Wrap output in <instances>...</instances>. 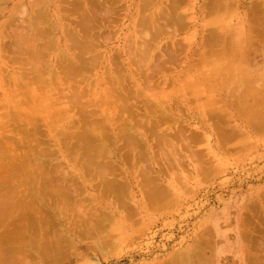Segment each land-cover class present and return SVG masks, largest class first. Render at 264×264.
<instances>
[{"label": "rangeland", "instance_id": "obj_1", "mask_svg": "<svg viewBox=\"0 0 264 264\" xmlns=\"http://www.w3.org/2000/svg\"><path fill=\"white\" fill-rule=\"evenodd\" d=\"M204 1L207 0H181V3L180 0L177 1L176 4H178L179 7L177 6V10L174 12V17L180 18L182 20V23L180 24L178 21H175L174 24L172 22V25H175L174 27H172L175 28L174 32L173 29L172 31H170L169 29V31H165V28L170 27L169 24L166 25L168 27H165V25H163L164 27H162V30L160 31H157L158 27H156L157 29L155 28V25H158L160 29V26L164 24L165 19H168L162 14V7L166 8L165 10L168 11L166 6L168 5L167 0H156L155 2L154 0H108V2H99L98 0L97 5L98 3L99 5H96L97 8L93 12H91L93 15H95V17L97 16V19L93 24L94 29L93 31L91 30V32L94 33V40L96 45L95 48L97 47V49L95 50L96 57H94L95 68L92 69L95 71H91L94 72L91 74L90 72L88 73V71L86 72V69L83 70L84 72L91 74L90 79L93 81V83H89L88 88L85 90L87 94L85 95V97L88 100H84L86 102V106L90 105V109L92 111L91 114H94L96 117H98V122L102 123L105 117V112H107L108 109L109 111H111L110 109L114 107V103H116V101L122 102L118 100L120 96H116L115 94L114 98H116V100H114L113 98L112 101H108L104 105V107H106L107 109L105 110V112L102 111L103 108L101 107L102 103H104V101L102 100L111 98L109 93L106 96L104 91L105 89H107L106 91H108L109 87L107 82L111 83V81H107L106 83L101 81L104 80L109 74L105 81L117 76L119 79L118 84L132 93L133 96L135 95L137 97V100H129L130 105L136 108L137 112L135 113L141 116V114L147 113V111L149 112V110H157L159 112H162L163 114H166V118L162 121L160 127H158L161 128L159 129L161 131H163L164 129L165 131L170 132L167 137H163L164 140H162V142L158 141L157 137H147L151 145H148V141L141 142L138 147L134 148V155L130 154L127 148H119L122 150H128V154L135 157L123 158L118 155L119 157L117 158L116 151L114 149L115 147L113 148V146L116 144H110L112 146L111 150L115 154H110V159L111 161L113 160L112 163L114 164L111 165L112 168L114 166L113 170L115 174L118 172L116 175L117 181H128H126V183L123 182L125 183L122 186L124 188L119 191L118 189L115 190V193L118 191L117 198L121 196L122 199L115 202L116 205L118 204L116 207L120 209L112 207L109 201L112 198H108L110 196L106 198L102 197L97 200L95 197L100 196L101 193L98 194L99 191L93 187L95 186V181L93 182V179L88 180L87 175H83L82 170L79 166H73L71 163L66 164V157H60V154H67L66 156H68L69 158L71 157V159L74 156H79L78 152L76 153L75 149H73L74 152L72 151V154L68 153L67 150H65L70 147L71 143L72 145H77L78 142L76 143V141L72 139L70 141L71 143L67 142L65 144L66 147L68 146L67 148H63V144L61 145V143H63L62 141L56 144L55 141H52L53 139L47 134V131H49L50 122H47L44 126H42L43 121L45 120L44 117L38 120V124L41 125V127L39 128V133L34 134L35 136L37 135V143H34L36 142L35 140L33 141V143L31 142L33 138L35 139V136L33 134L29 135L30 137L27 138H19L20 140L26 142L30 146V148L33 147V150L38 144V146L42 149L46 148L43 145L48 144V147L46 149L53 150V153H56H54L52 156H49L51 158L48 157L46 163L50 165V163L48 162L51 161L53 163V166L58 163H60L61 166L53 167L52 165H50L52 166V169H43L41 171L43 172L41 173L43 175L40 176L42 178H48L47 176L45 177V175H47L46 173L49 174L51 172L53 174L52 175L50 173L52 176H55V173H58L61 175V177H58L56 179L48 178L49 181L51 180V182L44 183L43 188L45 189V191H53L57 188H62L64 191L66 190L67 192L71 193L75 197V199L79 200V207H94L93 210H97V216L101 220L102 227L105 228L107 232L111 228V230H113V234H117L120 237V239H118L117 236L116 240L113 241V243H109L111 246H108V244L107 246H105V244H96L94 240H91L92 242H88L89 239L87 237H80L79 234H76L77 230H73V232H71V229L67 231L65 230L63 232V234L67 236L65 240L69 239V237L71 239L69 241V244L68 240L65 242L68 244H66L67 246H65L62 242V250L61 252L58 251L60 253L54 254L57 252L55 250L56 252L53 251L52 256L50 254L46 255H50L53 258H58L57 256L59 254H62L61 257H59L61 261L55 259L56 263L53 262L54 264H180L176 259V254L183 249H187V251L193 250L192 246L194 242H200V247H202L199 250L201 251L202 249V252H198L201 256L200 261L204 258L202 256H205V258L206 256L209 257V261L206 262L205 260H203V263L205 261L207 264H248L249 262L252 264H256L257 262H259L257 264H264V261L263 263L260 261L263 260L262 258H264V248L262 249V245L264 243H262L261 245L259 242L255 241L256 239L260 242L261 239L264 241L263 124H261V130L258 129V132L257 130L255 132L254 129L257 128V126H254L259 125L260 123L259 116L262 117L260 113L264 114V111L257 112L259 110H262L259 107H263L264 104L262 105L261 102L256 100H261L260 98H262L264 95V33L260 32L261 30H263L262 27L264 26V20L262 26L259 25L256 27L255 24L252 23L255 22L254 19L256 18L252 15L254 10L252 11L249 9V7L251 6V8H253L254 6H260L258 5V3L261 4V2H263L264 0H229L231 6H229L228 8L230 9L225 8L226 10H222L220 8L219 10V8H216V11L212 9L214 12H216V15L218 12L220 13L217 16L214 15L213 11V15L211 16V9H203L204 4H202V2L204 3ZM233 1L235 2V4H231L233 3ZM64 2L66 3V1ZM58 4L59 0H0V29L4 24L7 25L9 19H11L12 22L8 24H11L9 27L8 25L6 27L7 35H4V31H0V45L1 43L5 42L3 44L4 46L9 45V50H17L18 41H16L14 37H12V35L18 32L21 33L20 35L29 34L28 24L31 20L32 7L39 8L40 10H43L44 13H46L45 18H43V23L48 29V36L46 37L48 39L46 44L48 45L47 50H49V52L45 54L44 59H46L47 61L49 60L46 64H49L47 68L51 69V65H56V57H58L60 53L59 49L63 48L66 43L69 44V40L66 39L67 37L64 34L65 31L67 30V28L72 29V27L75 26V23L74 26L71 24H73L72 22L76 21L78 16L77 12L74 11V13L72 14L69 11H66V13L61 11H65L66 9H64V7L63 9H60L59 5H63L65 6V8H67L68 2L67 4ZM145 4H147V6ZM101 6H104L105 8ZM261 6H263V3ZM109 7H112L111 9L114 10H107V8ZM144 8L145 12H143ZM262 8H264V6L261 7V9ZM206 10L208 14L205 13ZM59 13L62 14L61 16L64 15L66 18H61V16L60 18L56 17V15H59ZM100 15L103 16L101 17ZM208 15L212 17V21L208 19ZM99 17L102 20L101 22L98 21ZM103 17H107L109 19L107 21H104L105 19L103 20ZM207 19L210 21H208ZM98 23L101 24L99 25ZM96 24L99 25L98 27L100 29ZM214 35L218 38V40H221V44L218 43L219 41L210 43L215 40L213 39ZM253 38L256 40H253ZM207 39L210 40L208 42L209 44L205 43V40ZM216 49L217 51L224 50L225 54L220 55L222 54L220 51V54L216 55L214 52V50L216 51ZM10 53V51L7 54L3 53V46H0V66H2L3 75L4 77H6V79H4V83H1L0 85L1 98L5 97V93H8V89L13 86V82L11 83V81L8 79V76L11 73L13 74V76H16L18 74L20 75L21 70L30 68L29 64L28 66L26 63L25 65H23V62L32 63L38 60L37 57L34 58L31 55H26L24 58H22V65L19 64L20 59L14 60L16 62L15 64L10 60V56L12 55V53ZM46 60L44 61L47 62ZM142 61L144 62V64L148 62V64H150L149 67H151V70H148V73L151 74V85H154L148 88L149 90H147V87L143 85L144 75L147 72L142 73V71L145 70L142 69L143 66L144 68H146V65H143ZM39 62H42V57L39 59ZM4 63L5 66H3ZM106 64L108 65V69L106 67ZM24 66L27 67L23 68ZM58 67L57 65L55 66L56 71H58ZM18 68L20 71L18 70ZM28 69L25 71L29 72ZM141 69L142 71L137 72V70L139 71ZM59 71V74L62 77L64 70L62 71V69L59 67ZM193 71H196L198 73V75L196 76L200 77V83L204 81L210 84V82L212 81L211 76H213L214 81L212 82L217 81L218 83H216V86L213 84V86L210 85L211 87H218L217 84H219V86H224L223 90L221 89L223 93H221L219 87V89L216 88L218 91L214 89L215 91H217V94H219L220 92L218 96L213 91V88H211L214 92V98L218 97L219 99H217L220 100L218 101L219 104L217 105V107L215 106L216 108L213 107V104H215L217 100L215 99L214 102V98L212 97L213 94L211 93L212 95L208 96L210 89L206 90L210 86H205V89L203 88L206 83L202 82V85L199 84L198 81L197 84L196 81L195 83L193 82V84L195 85L192 84L191 88L199 85L197 88L201 87L202 89H199L203 90V92H201L200 90L196 89L200 94L196 95L193 98L184 93V87L180 84L181 82H184V80H187L189 76H191L189 78L191 79L190 83H192V81H194L192 77ZM47 73L48 70L45 69V72L43 71V74L48 76ZM207 76H210L211 78H208ZM233 83H235V85H233ZM228 84H230V87L228 86ZM238 84H241L240 87L238 86ZM243 89H245L246 91ZM258 90L261 91L258 93L256 92ZM179 92L182 93L183 97H180L178 95ZM242 92H244L245 94H241ZM205 94L212 100H209V98L207 99V96H205ZM238 95L240 96V98ZM204 96L206 97V100L204 99ZM233 96L237 98H233ZM189 98H192V100H189ZM196 98L201 99L203 103V109L205 103L208 104V100L210 102L213 101L212 107L214 109L208 107L207 105L206 110L208 111H204L203 113V109L198 106L199 104L195 100ZM222 101H225V103ZM244 102L245 105L243 104ZM262 102L264 103V101ZM257 103H260L259 105L261 106L258 107ZM46 105H48L47 102ZM121 105H128V102L125 101L124 103H121ZM235 106L238 107L236 108V111ZM218 107H221L222 110L226 111V115L221 111V108L219 109ZM245 107L247 108V111H244ZM250 107L251 109L249 115L248 108ZM257 107L259 110L257 109ZM54 108V105L50 106L51 110L47 107L49 112L53 111ZM58 109L56 110L57 112ZM213 111L222 114V117L226 116L219 124L225 122L222 124V129H224L225 131L232 130L228 132V134L234 132L232 127H235V129L239 131L240 137H237L238 146L236 145L237 143H235L236 147L232 146L233 143L229 146L230 142L233 140L226 142L225 146L222 143L221 145L219 144L218 140H220L221 142L222 140L221 138L217 139L218 132H216V130H221V126L219 128L214 126L215 124L212 126V122L214 121H208L209 116H211L212 114L213 116L215 115ZM111 112H113V109ZM256 113H259L256 115L259 119L258 124L256 123L253 126L254 128H251V126L245 123V120H248L246 118H250L251 114L254 115ZM123 116L124 114L116 115L112 120L110 119V121L114 122V125L115 123L121 124ZM46 120L50 121V119ZM260 121L263 122L264 119L262 120L261 118ZM64 123L65 121L62 122V125H64ZM20 124L22 126V123ZM74 125L77 124L75 123ZM74 125L72 127H74ZM61 126H59L58 128L60 129ZM239 128L241 130H239ZM66 129H68L70 134H72L71 132L74 133L75 131V129H70V127H67L63 129L65 130L64 134H69ZM173 131L174 133L171 134V132ZM178 131L181 132L177 134ZM242 131L246 136H243L241 134ZM235 132L237 133V131ZM12 133L5 132V135L11 137V142H9V138L8 140H5L3 138V140H0V147L4 146L7 150L8 148H10L12 149L11 153H20L19 156L23 151H25L24 153L26 154L28 153V150H32L30 148L28 149V147L26 146H22L24 142L22 143L18 140V137L21 136L20 134L19 136L16 133ZM148 134L152 135L150 132ZM228 134H226V136ZM15 135H17V140H15L19 142L18 144H22L21 146H19L17 142L16 146L12 144V141H14L13 138H15L12 136ZM235 136L236 135H234V137ZM237 136H239V134ZM227 138L228 137H226L225 140H227ZM229 139L231 138H228V140ZM239 139L241 140L240 143ZM38 140L43 145H40ZM225 140H223L224 143ZM74 141L75 143H73ZM34 144L36 145L34 146ZM117 144L122 146L121 141ZM72 148L74 147L72 146ZM59 150L63 152L60 153ZM122 150L121 152H123ZM3 153L4 152L0 151V159H6V153ZM24 153H22V155H24ZM14 157H16V155ZM136 157L138 159H141L138 160ZM10 159L12 158L10 157ZM1 161L2 160H0V163L5 162ZM12 161L13 160H8V163ZM36 162H38V160H36ZM9 167H6L7 169L5 167L1 169H3V172H9V170L12 171V169H9ZM115 167L117 169H115ZM113 170H111L110 172H112ZM17 171L18 176L11 179L10 177L9 179H5V176L3 178L1 176L0 183L3 180H6L4 181V183L2 182L3 186H0V188H2L0 190L3 195L6 190L12 192V189L19 190L21 186L22 188L25 186L24 189H26V191L28 192V189L31 190L30 185L26 184L27 181L25 180L26 182H24L22 180L25 178L27 179L26 173V176L20 177L19 175H23L24 173H19L20 170ZM122 171L124 172V174H122ZM147 171L149 172V177H151V175L155 177V179H152L154 183L153 186L160 187V189L157 188V190L160 195L163 194L160 197L159 203L155 208H151V204H153L151 197H149L148 195L147 197L142 196L143 192H140L139 187L142 185L136 186L133 182L136 181V176H140V178H142V172L145 173ZM110 172L106 174L110 175ZM139 172L141 174H139ZM63 173L65 174L64 178ZM154 173L156 176L154 175ZM7 182H9L10 185L7 184ZM39 182H42V180H39ZM18 183H20V185ZM7 185H9V190L7 189L8 187H6ZM149 185H147L146 187H149ZM24 189H20L19 191H24ZM27 195L29 196V193L27 194V192L26 195H23L24 202H27V200L29 199L26 197ZM26 198L27 200H25ZM23 200H21V202L17 201L18 203L20 202V205L18 207L15 206V208L17 207V211L14 208V210L16 211L14 213L16 221L13 220V218H9L7 219L8 222H0V235L1 231L4 230V228H7V226L9 227L10 225L13 227V229L12 227H10V229L7 228L8 232H5V234L8 235L10 230L12 233L14 229L15 232L17 231L15 235L20 234L18 233V230H22V228L19 224L21 220H24V218L27 219L24 220L25 222L23 226H27L28 228L29 222L27 223L26 220H31V218H29L30 216L25 217L24 215L23 219L19 218L21 215L18 216L20 211V214L24 212L22 210L24 205V203L22 202ZM256 201L257 204L255 203ZM254 203L256 205H254L255 207L253 206ZM36 205H38V207L40 206L39 204ZM48 205H41L42 207L40 206V208H42L46 212V214H48V210L45 209L49 208ZM249 205L250 207L253 206L255 211L252 209V207L250 209L253 211L248 209ZM34 206L35 205H33V207ZM257 207L259 209H257ZM25 209L26 208H24V210ZM249 210L251 212H249ZM246 213L249 217L246 215ZM243 214L246 215L248 219L251 218V222L249 221V225L251 226H249L248 223L244 226V223H246L245 220L247 218ZM0 221H2V219ZM13 221L15 222L13 223ZM60 221L57 222V224L56 222H54L53 230H59L63 226V221H65V219H63V221ZM18 222L19 224H17ZM252 222L254 223L256 227L254 228L257 229V231L252 228ZM21 223L23 224V222ZM241 224H243L245 230L243 229ZM247 225L249 228L246 227ZM15 226L18 227V229ZM250 227L253 230L250 229ZM31 228L29 226V228L27 229V233L29 231V233L34 234V229L32 230ZM246 230L250 232V236L253 237V235H255L253 238H250L251 240L253 239L252 241L256 242H254V246L252 244L253 242L251 243L252 246L248 245L250 244V242L247 241L248 238L244 237L245 235L247 237L248 232L246 233ZM205 231L207 233H204ZM24 232L22 231L23 234H21V238L25 236ZM5 234L4 236H6ZM256 236L257 238H255ZM244 239H246V242L248 243H246ZM257 243L261 245V248H258L259 251L256 248L260 247L258 245L256 246ZM65 247L66 249L64 250L63 248ZM250 247H255L256 250H252L253 248L250 249ZM27 249L18 250V253L16 252V250L12 251V254H14L12 257L13 259L9 260L10 262L3 257L8 255L10 253V250H8V253L6 252V255L3 252L5 250H1L2 254L4 255L1 258L0 254V264H12L13 262H15L16 264H47V262L53 264L50 260H53V258H50L49 256V261H46L47 257L44 255V257L41 256V250L35 251L29 247ZM249 249L252 251H250ZM203 250H206V255L205 253H203ZM195 251L197 253L198 250ZM15 252L17 254H15ZM62 252L67 255H63ZM50 253H52V251ZM197 255L196 257H198ZM247 255L249 256V258H246ZM258 256H260V259L258 258ZM198 259H191V264H201L202 261L197 262ZM44 260L46 261L45 263ZM253 261L256 263H254Z\"/></svg>", "mask_w": 264, "mask_h": 264}, {"label": "bare ground", "instance_id": "obj_2", "mask_svg": "<svg viewBox=\"0 0 264 264\" xmlns=\"http://www.w3.org/2000/svg\"><path fill=\"white\" fill-rule=\"evenodd\" d=\"M60 1L61 0H59V4H61V3L67 4V2H68L67 8H65V6H63V5L61 6L58 4L60 6V9L61 8L63 9V7H64V9H66L65 11L61 10L62 12L66 13V11H69L71 14L74 12H77V15H78L77 19L75 18L76 21L72 22L73 24L70 23L73 26L75 23V26L72 27V29L67 28V30L64 33L67 37L66 39L69 40V41L67 40L69 42V44L66 43V45L63 48H60L59 49L60 53H59L58 57H56L57 67L59 66L62 69V71L64 70L63 74L61 72L62 77L59 74L60 73L59 67H58V71H56V69H55V66H56L55 64L51 65V67H52L51 69L47 68V66H49V64H46V63H48L49 60L47 61L46 59H44L45 54L48 53L49 50H47L48 45L46 44L47 39H48V38H46L48 36V32H47L48 29H47L46 25L43 23L44 22L43 18H45L46 13H44L43 10H40L39 8L32 7L31 20L29 21V24H28L29 34L20 35L21 33L18 32L16 34L12 35V37H14V39L16 41H18V43H17L18 49L17 50H13V51L9 50V45L4 46L3 43H5V42L1 43V45H0L1 47L3 46V53L7 54V53H9V51L12 53V55L10 56L11 62L13 61V63L16 64V62L14 60L20 59V63H19L20 65H22L23 63H24L23 65H25V63L27 64V66H28V64L30 65L29 69L26 68L27 66H24L23 68H26V69L22 68L23 70H21L20 75L18 74L16 76L15 75L13 76V74L11 73L8 76V79L11 81V83L13 82V86L10 89H8V93L7 92L5 93V97H3L4 99L0 97V140H3V138L5 140L6 139L8 140V138H9V142H11V140H10L11 137H9L8 135H5V132L6 133L7 132L12 133L13 132L12 134L16 133L18 135L19 134L21 135V136L19 135L20 137H18V140H19V142L21 141L23 143L24 141L20 140L21 137L27 138V137H30L29 135H32V134L34 135L36 133L37 134L39 133V130H40L39 128L41 127V125L38 124V120L40 118L44 117L45 120L43 121L42 126H44L47 122H50L49 131H47V134L53 139V140L51 139L52 141H55L56 144H58V143H60V141H62L63 143H61V145L63 144L62 146H63V148H65L66 147L65 144L67 142H70L72 139H74L76 141V143L78 142L77 145L74 144L75 146L72 145V143L70 142L71 143L70 147L68 149H65V150H67L68 153L72 154L73 149H75L76 153L78 152L79 156H74L72 158L73 160L71 159V157L69 158L68 156H66L67 154H60V157H66L65 158L66 164L71 163L73 166L74 165L79 166L80 169L82 170L83 175L84 174L87 175L88 180L93 179V182L95 181V183H94L95 186H93V185L92 186L99 191L98 194L101 193L100 196L95 197L97 200H99L102 197L106 198V197L110 196L108 198H112L111 199L112 201L109 200L112 207H116L118 204L116 205L115 202L118 200H122L121 196L119 198H117V192L119 190H121L122 188H124L122 186H123V184L126 183L127 180L126 181H117L116 175L118 172L116 171L117 173L115 174V172L113 170L114 166L112 168V165L114 163H112L113 160L111 161V159H110L111 158L110 154L113 153V151L111 150L112 149L111 145L116 144L113 146V148L115 147L114 149L116 151L117 158L119 156L126 158V157H135V156L129 155L128 150H129L130 154L134 155V153H135L134 148L138 147V145L141 142L148 141L149 140L148 138L157 137L158 141L162 142V140H164L163 137H167L170 134V132L165 131L164 129H163V131L159 130V129H161V128H159L160 124H162V121L166 118V114H163L162 112H159L157 110H153V111L149 110V112L147 111V113L141 114V116H139L137 113H135V112H137L136 108L131 106L129 103V100H131V99L137 100V97L135 95L133 96L132 93H130L123 86L118 84L119 79L117 76L112 77L111 79L105 81V79H107V77L109 76V74H108V76L107 77L105 76L106 78L104 77L105 79L102 80L101 82L106 83L107 81H111L112 84L110 82H109L110 84L107 82L108 87H109L108 88L109 92L106 91L107 89H105L107 87L104 88L106 96L109 93L111 98H107V99L102 100V101H104V103H102V107H101V108H103L102 111L105 112V110L107 108L104 107V105L108 101H112L115 94H116V96H118V95L120 96V98L118 100H120L122 102L116 101V103H114V107L112 108L113 112H111L112 109H110L111 111H109V109H108L107 112H105V117L103 119V122L102 123L98 122L99 121L98 117H96L94 114H91V112H92L90 109L91 107H90V105L86 106V102L84 100L87 99L85 97V95H87L85 90L88 88L89 83H91V82L93 83V81L90 79V77H91V74L94 73L91 71H95L92 69L95 68L94 57H96L95 50L97 49V47L95 48L96 45H95V40H94V33L91 32V30L93 31V29H94L93 24L95 23L97 16L95 17V15H93L91 12H93L97 8L99 3L97 5L98 0L97 1H95V0H62L63 2L61 1V3H60ZM64 1H66V3ZM105 1L108 2V0H105ZM105 1L99 0V2H105ZM143 1H145V0H143ZM155 1L156 0H154V2ZM167 1H168V5H166V6H167L168 11L165 10L166 8L162 7L163 8L162 9L163 16H166L168 18V19H165L167 24L164 21V24H162V26H160V29H159L158 25L157 26L155 25V28L158 27V29L157 28L156 29H157V31H160V30H162L161 28L164 27L163 25H165V27H168L166 25L169 24L171 28L170 27L165 28V31L166 30L172 31V29H173V32H174L175 28H172V27H174L175 25H172V22L174 23L175 21L176 22L178 21L180 24L182 23V20L180 18L174 17V12L177 10L176 9L177 6L179 7V5L176 4L178 0H167ZM182 1H185V0H182ZM255 2H258V1H255ZM180 3H181V0H180ZM262 3L264 6V1L261 2V4L258 3V5H260V6H254L253 8H251L252 6L251 7L248 6L250 10H252V11L254 10L252 15L256 18L254 19L255 22H252V23H254L256 27L259 25L262 26V24H263L264 8L261 9V7H263V6H261ZM30 4H31V2H30ZM202 4H204L203 5L204 7L202 6L203 9H207V10L211 9L210 10L211 16L213 15V12H214L212 9L215 10L216 8L217 9L219 8V10H220V8H221L222 10L223 9L226 10L229 6H231L229 3V0L228 1L227 0H207V1H204V3L202 2ZM231 4H235V2L233 1V3H231ZM35 5H36V3H35ZM145 5L147 6V4H145ZM148 5H149V3H148ZM101 7H104V6H101ZM111 8L109 7V8H107V10H109ZM60 9H59V11H60ZM98 9H100V8H98ZM228 9H230V8H228ZM111 10H114V9H111ZM207 10H206V12L205 11H203V12L208 14ZM250 10H248V11H250ZM201 11H202V8H201ZM252 11H250V12H252ZM62 12H60V13H62ZM143 12H145V8L143 9ZM60 13H59V15L57 14L56 17L60 18V16L62 15ZM108 13H109V11H108ZM219 14L220 13L218 12L217 15H219ZM68 15H70V14H68ZM214 15L217 16L216 12H214ZM62 17H65V16L63 15V16H61V18ZM208 17H209L208 19H210L211 21L213 20V19H211L212 17H210L209 15H208ZM106 18L103 17L102 19L103 20L105 19L104 21H107L109 18H107V19ZM210 20H208V21H210ZM98 21L99 22L102 21L100 19V17H99ZM10 22H11V19H9L7 25ZM168 22H170V23H168ZM41 24H43V25H41ZM98 24L100 25L101 23H98ZM98 24H96L97 27L99 26ZM7 25L4 24L3 27L0 29V31H2V32L4 31V35H7L6 34L7 33V31H6ZM10 25H8V27ZM100 27H102V26H100ZM263 27H262L263 30L260 31L261 33H264ZM65 29H66V25H65ZM207 37H209V36H207ZM213 39H215V40H213L210 43H215V41L216 42L219 41L218 43L221 44V40H218V38L215 35L213 36ZM253 40H256V39L253 38ZM209 41L210 40L207 39V40H205V43H208ZM220 51L222 54H220ZM220 51H217V49H216V51L214 50L216 55L217 54H220V55L225 54L224 50H220ZM86 54H88V55H86ZM26 55H31L34 58L37 57L38 60L36 62H32V63L23 62L22 58H24ZM41 57H42V62H39V59ZM26 60H27V57H26ZM44 60H46L47 62H45ZM21 62H23V63L21 64ZM146 63L144 64V62H143V65H146V68H144V66H143V68L141 67L142 69H145V70L142 71V69H141L139 71L137 70V72L142 71V73H146V72L148 73L149 72L148 70H151V67H149L150 64H148V62H146ZM159 64H161V63H159ZM3 66H5V63L3 64ZM107 66L108 65L106 64V67ZM19 68H18V70H19ZM27 69L29 70V72L25 71ZM45 69L48 70V73H47L48 76L43 74V71L45 72ZM84 69H86V72L88 71V73L90 72L91 74L84 72L83 71ZM107 69H108V67H107ZM107 71H109V70H107ZM111 71H112V69H111ZM211 71H214V70H211ZM16 73H17V71H16ZM147 73L144 75L143 85L145 87H147L146 88L147 90H149L148 88L152 87L154 84L151 85L152 84V81H151L152 79H150L151 74H149V73L147 74ZM201 73H203V72H201ZM196 75H198V73L196 71H193L192 77H193L194 81H192V83H190L191 79L189 78L191 76L187 75V76H189L188 77L189 79L186 77L188 81L184 80V82H181V84H180L181 86L184 87V91H185L184 93L186 95H188L189 97H192V98L195 97L196 95L200 94L199 91H197L196 89H198V90L202 89L201 87H199L200 89L197 88L199 85H197L196 87L194 86V88L193 87L191 88L193 82L195 83V81H196V84H197V81H198L199 84H202V85H203V83H206L204 81H202L203 83L202 82L200 83V81H201L200 77L196 76ZM211 77L209 76L208 78H211L212 81H214L213 76H211ZM4 79H6V77H4L3 72H2V66H0V85H1V83H4ZM212 81L210 82V84L206 83V85H204L203 88L205 89L206 87H208L212 84L216 86V83H218V82L216 80H215L216 82H212ZM193 85H195V84H193ZM229 85L230 84H228V86ZM233 85H235V83H233ZM240 85L238 84L239 87H240ZM217 86L220 88L221 93H223L222 90H223L224 86L223 85H222L223 87L219 86V84H217ZM103 87H104V85H103ZM218 87H215V88L211 87V86L208 87L206 89V90L210 89L208 96L213 94L212 97L214 98V92H215V94H217L216 92L218 91L217 89H219ZM225 87H227V86H225ZM211 88H213L214 92L212 91ZM214 89H216L217 91H215ZM228 90H230V89H228ZM243 90H245V89H243ZM200 91L203 92V90H200ZM234 91H235V89H234ZM236 91H238V90H236ZM260 91L258 90L256 92L259 93ZM231 92H232V90H231ZM105 94H103V95H105ZM206 94H208V93H206ZM206 94H205V96H207ZM219 94H220V92H219ZM219 94H217V96ZM226 94H227V92H226ZM241 94H245V93L242 92ZM178 95L180 97L181 96L183 97L181 92H179ZM208 96H207V99L209 98ZM227 96H228V94H227ZM231 97H232V95H231ZM247 97H249V96H247ZM263 97H264V95H263ZM263 97L262 98L259 97V98L262 101H264ZM192 98H189V100H192ZM217 98L218 97L213 99L214 102H215V99L217 100L216 103L213 104L214 106L212 105L213 101H211V102L209 101L212 99L209 98L208 104L205 103L206 106L204 105V109H203V103H202L201 99L196 98L195 100L199 104L198 106L201 109H203V113H204V111H206V112L208 111V110H206L207 105L210 108H213V107L216 108L217 107V105L219 104L218 101H220V100H218L219 98L218 99ZM233 98H237V97L233 96ZM239 98H240V96H239ZM256 98H258V97H256ZM204 99L206 100V97ZM114 100H116V98H114ZM244 100H246V99H244ZM256 100L261 102L262 105L264 104L261 100H259V99H256ZM125 101L128 102V105H121V103H124ZM46 102L48 105H46ZM222 102L225 103V101H222ZM44 103L46 106L44 105ZM210 103H211V106H210ZM243 104L245 105V102ZM259 104L257 103L258 107L261 106ZM53 105L55 106L54 110L49 112L48 109H50V106H53ZM229 106H230V104H229ZM236 106H237V103H236ZM236 106H235V111H236V108L239 107V105H238V107H236ZM240 106H242V105H240ZM47 107H48V109H47ZM246 107H245L244 111H247ZM258 107H257V109H258ZM58 108L61 110H59ZM241 108H244V107H241ZM259 108H261L262 110L260 111L258 109L259 111L256 110L257 112L264 111L263 110L264 106L263 107L261 106ZM57 109H58V112L56 111ZM248 109H249L248 113L250 115L251 107ZM108 111H109V113H108ZM221 111L224 114L227 113L226 111L222 110V108H221ZM242 111H243V109H242ZM110 112H111V114H110ZM230 112H232V111H230ZM106 113H108V114H106ZM213 113L215 115L213 116V114H212L211 115L212 117L209 116L208 121L209 122L214 121V122H212L213 123L212 126L214 124H215L214 126H216L218 128L221 126L220 129L222 131L216 130V132H218L217 133L218 134L217 139L221 138V140H222V142L220 140H218L219 144L221 145V143H222L225 146L226 142L233 140L230 142V144L228 143L229 146L232 145V143H233L232 146H235V143H237L236 145L238 146L237 141H238V138L240 137L239 131L236 130L235 127L234 128L232 127L234 132H231V133H233V134H231V133L228 134V132H230L232 130L229 131L225 128L227 130V131H225L224 129H222L223 128L222 124L225 122H223L222 124H219V123H221L223 118L226 116L222 117V114H220L216 111H213ZM120 114H124V116L122 117L123 118L122 123L121 124L115 123V125H114V122L110 121V119L112 120L116 115H120ZM228 114H227V117H228ZM237 114H238V111H237ZM257 114H259V113H256L254 115L251 114L250 118L247 117L246 119H248V120H245L246 122L245 121L244 122L247 125L251 126V128H252L256 123L258 124L259 119L260 120H261V118H262V120L264 119L263 113H260L262 115V117L259 116V119L256 116ZM210 117H211V120H210ZM207 118H208V116H207ZM46 119H50V121H47ZM260 120H259V122H260L259 125L254 126V127L257 126V128L253 127L255 129V132H256V130L258 132V129H260L262 127L261 124H263V128H264V123H263L264 121L262 122ZM63 121H65L64 125H62ZM20 123H22V126ZM75 123L77 125H74ZM73 125H74V127H72ZM59 126H61L60 129L58 128ZM66 126L70 127V129H75L74 133L71 132L72 134H70V132L68 131V129H69L68 128L66 130L69 132V134L68 133L64 134L65 130H63V129L67 128ZM258 126H259V128H258ZM238 127H240V126H238ZM238 127H236V128H238ZM167 129H169V128H167ZM239 130H241V129L239 128ZM223 131H224V133H223ZM235 131H237V133ZM247 131H248V129H247ZM149 132L152 135H149L148 134ZM180 132L181 131H178L177 134H179ZM242 132H241V134L243 136H246V135H244V132L243 133ZM172 133H174V131L171 132V134ZM225 133L228 135L226 136ZM238 134H239V136H237ZM234 135H236V136L234 137ZM3 136H5V137H3ZM16 136L17 135L12 136V137H15V138H13L14 141H12V144H14L15 146L19 143L18 141H16L17 140ZM24 136H26V137H24ZM36 136H35V139L33 138V140L31 141L32 143L34 140L36 141L34 143H37V140H36L37 137ZM231 136H233V137H231ZM226 137L231 138V139L228 140V138H227V140H225ZM143 138H146L147 140L143 139ZM51 140H49V141H51ZM223 140H225V143ZM75 141L73 143H75ZM120 141H121L122 146L117 144ZM240 141L241 140L239 139V143H240ZM13 142H15V143H13ZM16 142H17V144H16ZM39 143H40V145H43V144H41L40 141H39ZM49 143H51V142H49ZM148 143H149V141H148ZM25 144H27V143L24 142L23 145L22 144H18V145L19 146L22 145L24 147L26 146L29 149L30 146L28 144H27L28 146ZM35 145L36 144H34V146ZM38 145H36L37 148L35 147L34 150L32 149L33 147L30 148L32 150L31 151L28 150V153H26V154L24 153L25 151H23L22 153H24V155H22V153H21L22 156L21 155L19 156L20 153L19 154L18 153L17 154L11 153L12 149H10V148H8V150H7L6 147H4V146H1L2 148L0 147V151L4 152L3 154L6 153L5 154L6 156L4 155L6 157V159L5 158L0 159L2 161H5L4 163H0V169L4 168V167L6 168L9 166H10L9 169H12V171L8 169L9 172H6V171L3 172L2 171L3 169H1L0 170L1 171L0 172V178H1V176H2V178L5 176L4 177L5 179H7V178L9 179V177H10V179L17 177L18 176L17 170H20L19 173H24V174L19 175V176L22 177V176L27 175L26 176L27 179L24 177L25 179H22V180L24 182L27 181L26 184L30 185V187H31V190L27 188L29 190V192L26 191V189H24L25 186L23 188L21 186L20 189L21 190L24 189V191H19L20 189L19 190L18 189L17 190L12 189V192L6 190L4 192V195L1 193V190H0V220L2 219V221H0V222H8L7 219H9V218H13V220L16 219L15 215H14V213L17 211L16 208L20 205L21 200H23V195H26V192H27V194L29 193V196L27 195L26 197L29 199L28 200H27V198L25 199V200H27V202L25 201L26 204H25L24 200L22 201L24 203V205L22 203V205H23L22 210L24 212L22 214H20L21 213V211H20L18 216L21 215L22 217L21 216L19 217L21 219H23L24 215H25V217L30 216L29 218H31V220H29V221L26 220L27 223L29 222L28 228H29V226H30V228L32 227L31 229L32 230L34 229V232H35L33 234V233H29V231H28V233H29V236H28V233H27L28 228H27V226L26 227L23 226L24 222H25L24 220L27 218H24V220H21V222H23V224L21 222H20V224H19V222L17 223L22 228V230L21 229L18 230L19 231L18 233H20L18 235H15L17 232V231L15 232V229H14V231H12V233L10 230L8 235L5 234V232L6 233L8 232L7 228L10 229V227H12L11 225L9 227L7 226V228H4V230L1 231V235H0L1 237L3 235L2 238L0 237L1 238L0 239L1 258L4 255V254H2L1 250H5V251H3L5 253V255H6V252L8 253V250H10L11 254L9 253L8 255L3 256L4 258H6L9 261V260L13 259L12 257H13L14 253L12 254V251L16 250V252H17L18 250H26L28 247L35 250V251L41 250V256H43V255L46 256L47 254H50L52 256L53 251L54 252L57 251L54 254L60 253L62 250V247H61L62 244L61 243L63 242L64 245L67 246L69 244V241L71 240L70 237H69V239L65 240V238L67 236L64 235L63 232L65 230L67 231L70 229L72 230L71 232H73V230L74 231L77 230L76 234L77 235L79 234L80 237H87L89 239L88 242H92L91 240H94L96 242V244L98 243V245L99 244L100 245L105 244V246H107V244H108V246H109L110 245L109 243H113V241L116 240V237L118 235L113 234V232H112L113 230H111V228H110V230L108 229L109 231L107 232V230H105V228L102 227L101 220L97 216V210L96 209H95L96 211L93 210L94 207H89V206L79 207L80 206V204L78 203L79 200L75 199V197L71 193L67 192L66 190L64 191L62 188L61 189L57 188L53 191H45V189L43 188L44 183L45 182L46 183L51 182V180L49 181L48 178H55L56 179L58 177H61V175L58 173H55V176H52L53 174L50 172L52 175L50 173H49L50 175L48 173H46L47 175H45V177L47 176L48 178H42L41 177L43 175V174H41V173H43V172H41L43 169H45V168H47V169L50 168L49 170L52 169L51 167L53 166V163L51 161L48 162V163H50V165H52V166H50L46 162H47L48 157L52 156L55 152L53 153V150L46 149L48 147V144L43 145L44 147H46L45 148L46 150L42 149ZM148 145L150 146L151 144L149 143ZM31 146H33V145H31ZM72 146L74 148H72ZM222 146H220V147H222ZM121 147L127 148L128 150L119 149ZM9 150H11V151H9ZM61 150H59L60 153L63 152ZM121 150L123 152H121ZM49 153H50V155H49ZM7 154H8V156H7ZM10 155H12V156L16 155V157H14V156L12 157ZM10 157L12 159H10ZM49 158H51V157H49ZM7 159L9 161H11V160H13V161L8 163ZM140 159L141 158H139L138 160H140ZM36 160H38V162H36ZM6 161H7V163H6ZM33 161H35V162H33ZM31 162H33V163H31ZM138 162H140V161H138ZM55 166L59 167V166H61V164L60 163L55 164L53 167H55ZM115 169H117V168L115 167ZM111 170H113V171L110 172ZM108 172H110L109 173L110 175L106 174ZM143 172H142L143 176L142 175L141 176L144 180L142 178H140V176H136L137 179H136V181H133V182L135 183L136 186L142 185V186H139L140 192L141 191L143 192L142 196L147 197V195H148L149 197H151L152 202H153V204H151V208H155L157 206V204L159 203L160 197L163 194L160 195L158 190H157V188L160 189V187H154L153 186L154 183H153L152 179H155V177H153L152 175H151V177H149L148 171H147L148 173L147 172L143 173ZM25 173H26V175H25ZM122 174H124V172ZM139 174H141V173L139 172ZM64 175L65 174L63 173V178H64ZM154 175H155V173H154ZM19 179H21V178H19ZM39 180H42V182H39ZM4 181H6V180H3L2 182L4 183ZM19 181H21V180H19ZM2 182L0 183L1 187L3 186ZM123 182H125V183H123ZM151 182H152V185H151ZM149 183L151 186L149 185ZM7 184H9V182H7ZM18 184L20 185V183H18ZM146 184L149 185V187H146L147 186ZM9 185L6 186V187H8L7 188L8 190H9ZM4 187H5V185H4ZM144 187H146V188H144ZM0 189H2V188H0ZM117 189H118V191L115 193V190H117ZM23 193H25V194H23ZM15 197H17L18 199ZM17 201H20V202L18 203ZM255 203L257 204V201ZM255 203L253 204V206L255 205ZM36 204H39L40 206L51 204V205H48V207H49L48 209H45V210H48L47 211L48 214H46V212L42 208H40V206L38 207V205H36ZM33 205H35V206L33 207ZM15 206H17V207L15 208ZM24 206H26V207H24ZM253 206H251V207L254 210ZM251 207L249 205L248 209H250ZM14 208L16 211L14 210ZM24 208H26L25 209L26 211L24 210ZM43 208H44V206H43ZM116 208H118V207H116ZM118 209H120V208H118ZM257 209H259V208L257 207ZM250 210H249V212L253 211V210H251V211ZM246 215H247V213H246ZM246 215H244V216H246ZM247 216H246V218H247ZM253 217H254V215H253ZM4 218H5V220H4ZM63 219H65L66 222L63 221ZM60 220H62L64 222L63 226L59 230H56V229L53 230L54 222H56V224H57V222H59ZM244 220H243V223H244ZM246 220H245L246 223H244V226L247 223H248V225L250 224L251 218H249L247 221ZM15 221H13V223ZM60 223H61V221H60ZM17 224H14V225H17ZM3 225H5V224H3ZM25 225H27V224H25ZM241 225H242L243 229L245 230L243 224H241ZM248 225L246 227H248ZM249 226H251V225H249ZM252 226H253L252 228L255 227L254 223L252 224ZM16 228L18 229V227H16ZM252 228L250 227V229H252ZM12 229H13V227H12ZM31 229H30V231H31ZM247 230H246V233L248 232ZM255 230L257 231V229H255ZM22 231L23 232L26 231V232H24V234H25V236L27 235L28 237L27 236L25 237L22 235L23 238H21L20 236H21V234H23ZM206 231L204 233H207ZM3 233L6 236H4ZM249 233L250 232L247 233V237L244 234L245 235L244 237L248 238L247 241L250 242V244L253 242L252 244L254 246L255 241L259 242L261 245H262V243H264V241L262 239H261V242L257 241V239L255 241H252L253 239L251 240L250 238H253L255 235H253V237H252V236H250ZM31 234H33V235H31ZM17 236H19L20 238ZM248 236H250V237H248ZM255 238H257V236ZM118 239H120L119 236H118ZM63 240H65V241H63ZM67 240H68V244L65 243ZM244 240L246 242V239H244ZM249 240H251V241H249ZM71 242H73V241H71ZM248 242H246V243H248ZM250 244H248V245L252 246V244L251 245ZM257 245L260 246V247H256L258 250V248L259 249L261 248V245H259L258 243L256 244V246ZM200 246H201L200 242L199 243L194 242L193 246H192L193 250L187 251V249H183L182 251H180L179 253L176 254L177 261L180 264H191V261H190L191 259H194V258L198 259L199 258L197 261V262H199L201 259V256L199 255V253L202 252V249H201V251H199L200 248H202ZM262 246H263L262 247V249H263L264 244ZM11 248H13V249H11ZM252 248L250 247V249H252ZM256 248L254 247L252 250H256ZM63 249L65 250L66 247ZM195 250H198L197 251V253L199 252L198 255H197ZM252 250H250V251H252ZM51 251H52V253H50ZM58 251H60V252H58ZM16 252H15V254L18 253V252L17 253ZM205 252H206V250H203V253H205ZM64 254L65 253H63V255ZM50 255L46 256L47 257L46 261H49L48 257ZM61 255L62 254H59L57 256L58 258H55V257L53 258L50 256V258H53V260H54L53 261L52 259H50L51 262L56 263L55 259H58L59 261H61L59 259V257H61ZM65 255H67V254H65ZM196 255L198 257H196ZM205 255H206V253H205ZM202 257H204L203 260H205L206 262L209 261V257L206 256L207 260H206L205 256H202ZM252 257H254V256H252ZM246 258H249V256L247 255ZM258 258L260 259V256H258ZM262 259L263 260H260V261L263 263L264 258H262ZM203 260H201L202 262L200 261L201 264L203 263ZM46 261L44 260V263ZM205 261L203 264L206 263ZM13 263H15V262H13ZM254 263H256V262H254ZM257 263H259V262H257ZM8 264H10V263H8ZM47 264H50V263L47 262ZM250 264H252V263H250Z\"/></svg>", "mask_w": 264, "mask_h": 264}]
</instances>
